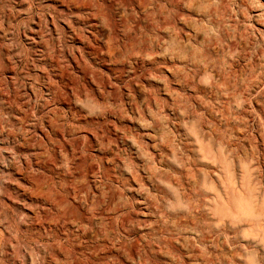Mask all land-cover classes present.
I'll return each mask as SVG.
<instances>
[{"label":"rangeland","instance_id":"374dc122","mask_svg":"<svg viewBox=\"0 0 264 264\" xmlns=\"http://www.w3.org/2000/svg\"><path fill=\"white\" fill-rule=\"evenodd\" d=\"M125 1L0 0V264H77L36 191L64 196L68 127L96 120L110 148L89 154L134 235L111 215L113 244L82 264H264V0Z\"/></svg>","mask_w":264,"mask_h":264},{"label":"bare ground","instance_id":"6f19581e","mask_svg":"<svg viewBox=\"0 0 264 264\" xmlns=\"http://www.w3.org/2000/svg\"><path fill=\"white\" fill-rule=\"evenodd\" d=\"M68 1L69 5L80 6L88 11L94 8H100L99 2H102V4L111 11L112 4L114 3V0ZM128 1L135 2V4L145 11L149 4V0ZM128 1H125L124 5H126ZM89 16L92 17L93 15L89 14ZM54 94L58 101L62 100V92L60 93L55 90ZM109 131L107 122L102 120L91 121L82 126L76 124L69 125L68 132L77 137L72 142V148L67 149V160L68 166L70 167V174H68L69 179L65 181L64 196L61 198L56 197L57 201H50L52 189L49 186L43 191H39L40 189L38 190L39 192L36 191V193H38L37 197L48 201L51 204L52 209L55 211L54 214L44 217L43 220L48 224H54L56 226L63 225L66 227V251L72 259V262L77 264H82L84 262L81 258H84L86 261H91L92 263L93 261H98L101 256V245L104 246V243L113 244L114 238L112 237V232L114 231V222L111 215H117L118 220H114L117 222L119 221L120 229L125 236L129 237L134 235L131 230H127L124 226V223L130 216L125 211L129 206L125 204L126 202L123 204L121 201H117L121 199L122 193L118 188H113L114 176L111 175L110 170L105 166L103 158H97L96 156L89 154L94 147H97L99 151L104 152L110 148L109 144L111 143V137L108 136ZM55 133L61 134V129H56ZM166 147L169 148V145L166 144L165 148ZM171 147L170 149L172 151L175 150V148ZM99 161L100 163L98 164ZM74 174H76L77 177H75ZM90 174L102 178L105 183L103 181L101 182L99 179L100 181H96L94 185L91 186V183L88 181V175ZM116 179L118 182H124L123 185L130 182L128 179L124 180L122 176ZM131 179L138 183L142 181L136 171L131 172ZM149 200L143 199L142 201L139 200V202H137L139 205L141 203L146 205V207L155 210V215L158 218H163L162 214H160V204L156 201L155 203H151ZM220 216V219H224V215L222 216L221 214ZM180 219H183L181 221L187 223H194V219H191L190 221L188 217ZM181 221H178L177 226H180ZM223 222L224 221H222V223ZM154 225L156 227L154 231L155 234L163 233L165 229L164 223L157 220ZM167 233L171 236L170 232ZM201 234L203 233L201 232ZM160 241L170 242L171 239H166L165 241L160 239ZM102 250L104 252L103 248ZM143 250L144 246L135 240L134 248H132L130 254L137 258H142L143 253L141 251ZM76 254L79 256L76 257Z\"/></svg>","mask_w":264,"mask_h":264}]
</instances>
